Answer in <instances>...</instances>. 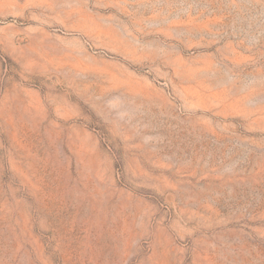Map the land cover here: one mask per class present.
<instances>
[{"label": "rangeland", "instance_id": "374dc122", "mask_svg": "<svg viewBox=\"0 0 264 264\" xmlns=\"http://www.w3.org/2000/svg\"><path fill=\"white\" fill-rule=\"evenodd\" d=\"M0 264H264V0H0Z\"/></svg>", "mask_w": 264, "mask_h": 264}]
</instances>
